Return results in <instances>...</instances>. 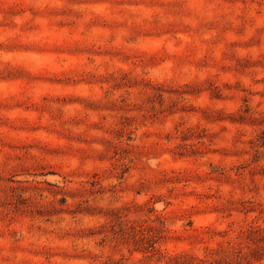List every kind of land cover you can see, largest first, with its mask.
Wrapping results in <instances>:
<instances>
[{
  "label": "clouds",
  "instance_id": "9594fccd",
  "mask_svg": "<svg viewBox=\"0 0 264 264\" xmlns=\"http://www.w3.org/2000/svg\"><path fill=\"white\" fill-rule=\"evenodd\" d=\"M236 84L264 91V0H0V167L36 158L65 174L101 171L107 164L97 156L119 118L138 116L116 109H133L152 87L187 85L200 91L171 99L191 111L137 134L149 133V143L176 125L205 129L213 139H204L201 151H209L168 166L203 175L205 162L219 159L210 150L230 148L237 126L201 114L235 113L242 95ZM138 179L133 172L127 182ZM173 187L178 210L214 203L199 199L212 195L211 182ZM130 198L122 194L118 203ZM258 198L264 201V191ZM107 204L105 193L97 206ZM214 220L207 214L196 223ZM100 223L62 212L0 227V264H101L107 251L80 235Z\"/></svg>",
  "mask_w": 264,
  "mask_h": 264
},
{
  "label": "rangeland",
  "instance_id": "374dc122",
  "mask_svg": "<svg viewBox=\"0 0 264 264\" xmlns=\"http://www.w3.org/2000/svg\"><path fill=\"white\" fill-rule=\"evenodd\" d=\"M234 87L242 93L235 113L201 114L206 120L227 119L237 126L230 148L210 150L219 159L206 161L203 175L174 173L168 166L204 156L209 150L201 151L203 140L213 139L205 129L176 125L149 143V133L137 134L139 127L162 123L175 111H191L177 108L171 97L200 89L152 87L133 109H116L138 116L119 118L113 139L97 156L107 164L105 169L65 174L36 158L0 167V227L23 220L46 222L62 212L98 216L102 223L80 235L107 251L101 264H264V201L258 198L264 191V91ZM208 90L218 98L211 84ZM133 172L142 179L130 184ZM110 178L117 183L106 186ZM190 181L215 185L212 195L199 197L214 203L203 209L174 207L173 186ZM105 193L108 204L100 208L97 201ZM122 194L131 198L118 203ZM207 214L215 220L197 225Z\"/></svg>",
  "mask_w": 264,
  "mask_h": 264
}]
</instances>
